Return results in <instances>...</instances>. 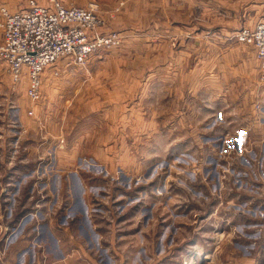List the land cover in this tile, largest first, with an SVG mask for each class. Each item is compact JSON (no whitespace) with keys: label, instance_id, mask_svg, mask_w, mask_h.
<instances>
[{"label":"rangeland","instance_id":"374dc122","mask_svg":"<svg viewBox=\"0 0 264 264\" xmlns=\"http://www.w3.org/2000/svg\"><path fill=\"white\" fill-rule=\"evenodd\" d=\"M59 1L118 42L45 67L37 100L0 58V264L57 256L47 223L101 264H264V62L238 38L264 0Z\"/></svg>","mask_w":264,"mask_h":264},{"label":"built area","instance_id":"2783aa9c","mask_svg":"<svg viewBox=\"0 0 264 264\" xmlns=\"http://www.w3.org/2000/svg\"><path fill=\"white\" fill-rule=\"evenodd\" d=\"M47 2L50 5L30 0L24 8L12 13L0 9L4 15L0 58L8 63L15 80L26 71V93L32 100L40 97L41 73L45 67L63 57L85 63L99 47L118 42L111 41L114 36L103 35L104 21L96 13V3L67 7L59 0ZM238 38L251 44L256 57L264 62V12L252 29H241Z\"/></svg>","mask_w":264,"mask_h":264},{"label":"crops","instance_id":"0c3cea01","mask_svg":"<svg viewBox=\"0 0 264 264\" xmlns=\"http://www.w3.org/2000/svg\"><path fill=\"white\" fill-rule=\"evenodd\" d=\"M214 7H217L218 9H220V7L222 9H226V5H220L219 3H217V5H213ZM210 7V6H209ZM166 74L169 75V77L172 79H176V74L177 71H166ZM174 86L170 89L169 91V96L170 102H179V99L177 96L178 93V87L176 86V80H172ZM172 84V83H170ZM222 96L223 93H220ZM188 96V93H186V97ZM223 99L224 96H223ZM187 99H182L180 101L185 102ZM174 103V105H175ZM188 103L185 104L184 107L186 108H190L187 107ZM182 107V108H184ZM59 227H55L50 225L49 223H47L45 225V227H43V229L46 231V233L48 234V242L49 245L51 246V248L54 250L53 254L57 255V256H51L50 258H46V260L44 259L42 264H101L97 258V254L92 251V248L90 246L91 244V239L89 238V236L87 235H83V237L81 235H79L80 239H78L77 237L73 238V247H69V250L66 251V244L61 243L60 239L61 237L64 235V231H61V229H58ZM78 228L79 232H82L83 229V222L82 219L79 220L78 223ZM38 230H40V226L38 227ZM63 230V229H62ZM61 234V235H60ZM43 243L45 244V242L43 241ZM86 243H88V245H86ZM27 242L23 245H20V247L22 249H26L27 250H31V248H27ZM73 248V249H72ZM49 248L47 247V245L45 244L42 248V253L40 252V249H38V253L40 255H47ZM65 251V252H64ZM35 253V252H34ZM56 253V254H55ZM24 254V252H23ZM22 254V255H23ZM24 259V257H22ZM21 264L22 262H17L16 264ZM118 264H130L129 262H122L119 261ZM134 264V263H133Z\"/></svg>","mask_w":264,"mask_h":264}]
</instances>
